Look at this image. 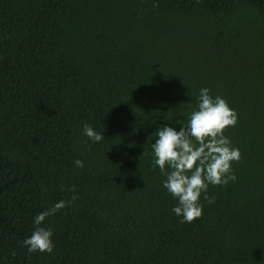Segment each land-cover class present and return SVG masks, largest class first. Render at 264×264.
<instances>
[{
  "label": "trees",
  "instance_id": "1",
  "mask_svg": "<svg viewBox=\"0 0 264 264\" xmlns=\"http://www.w3.org/2000/svg\"><path fill=\"white\" fill-rule=\"evenodd\" d=\"M201 87L240 159L182 223L142 153ZM61 199L53 252L29 254ZM0 264H264V0H0Z\"/></svg>",
  "mask_w": 264,
  "mask_h": 264
},
{
  "label": "clouds",
  "instance_id": "2",
  "mask_svg": "<svg viewBox=\"0 0 264 264\" xmlns=\"http://www.w3.org/2000/svg\"><path fill=\"white\" fill-rule=\"evenodd\" d=\"M164 120L169 123L161 124L151 133L150 151L144 148L142 155H149L151 165L164 175L162 187L176 200L171 212L182 223L191 222L202 215L201 199L208 203L214 200L208 196L209 185H226L236 180L232 163L240 159V150L225 135V129L235 126L237 113L222 96L201 87L195 107L183 122L168 117ZM81 131L93 143L105 138L103 132L89 123H84ZM73 163L78 168L84 167L79 158ZM76 198L73 195L71 199ZM68 203L69 200H58L33 217L35 227L21 241L29 254L53 252V230L44 226V221Z\"/></svg>",
  "mask_w": 264,
  "mask_h": 264
}]
</instances>
